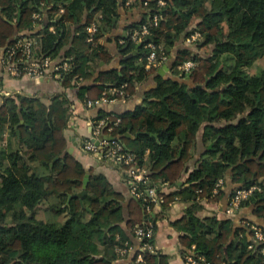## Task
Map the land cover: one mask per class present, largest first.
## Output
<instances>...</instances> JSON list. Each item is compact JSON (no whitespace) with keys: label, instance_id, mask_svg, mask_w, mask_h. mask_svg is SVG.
<instances>
[{"label":"trees","instance_id":"16d2710c","mask_svg":"<svg viewBox=\"0 0 264 264\" xmlns=\"http://www.w3.org/2000/svg\"><path fill=\"white\" fill-rule=\"evenodd\" d=\"M128 1L0 0V58L15 39L37 37L39 56L70 62L71 71L59 82L74 89L83 104L123 85L127 99L138 84L155 75L157 68L146 67L147 43L160 46L168 61L183 35L187 39L199 32L195 47L204 54L178 51L170 67L174 79L156 77L147 107L123 114L99 111L94 119H120L111 137L138 134L121 143L147 172L149 185L154 183L163 196L159 208L166 210L176 199L188 204L184 216L172 224L180 233L183 258L194 247L193 256H203L206 264H264V244L252 241L243 224L255 223L243 220L237 227L231 218L198 216L200 202L219 203L225 196L223 190L212 192L219 179L229 176L235 186L230 197L238 188L260 187L242 207H254V216L263 221L255 225L264 233V69L258 74L247 72L264 56V0H140L146 13L117 39L124 68L100 74L95 81L99 85H86L92 63L105 53L99 42L113 27L119 3L125 6ZM53 2L46 14L47 26L38 35L31 33L41 24L32 15L42 16ZM136 3L139 0L132 4ZM84 9L93 12L74 33L69 32V23L79 19ZM95 13L100 18L94 20ZM92 22L98 31L88 43L86 28ZM143 26L148 35L134 55L140 43L131 35ZM68 41L70 47L63 50ZM187 61L195 67L185 74L178 68ZM67 102L55 96L45 105L40 99L15 95L0 105V135L5 130L10 134L8 141H0V264H169V258L158 251H139L142 263H136L137 250L129 262L116 252L129 246L123 224L134 238L135 228L148 221L156 231L154 206L148 214L143 200L131 197L126 220L122 195L104 177L89 171L86 194L81 199L76 196L87 171L65 151ZM201 129L204 152L190 170L187 164ZM183 174L187 177L179 188L160 193L162 186H174ZM39 212L62 215L66 221L60 226L49 224ZM84 215L88 218L83 221Z\"/></svg>","mask_w":264,"mask_h":264},{"label":"crops","instance_id":"0c3cea01","mask_svg":"<svg viewBox=\"0 0 264 264\" xmlns=\"http://www.w3.org/2000/svg\"><path fill=\"white\" fill-rule=\"evenodd\" d=\"M132 3L133 2L128 1L125 6H123L121 2L119 3L118 17L114 19L113 27L110 29L109 32L103 34V37L99 42L104 48L105 53L102 57H99V59H96L94 63H92L94 64L92 65L93 71L91 72V78L88 82H86V85H99V83L95 81L100 76V74L112 71L120 72L121 69L124 68V65L121 62L122 56L118 48L117 39L124 34V31L128 25L140 21L143 15L146 13V10L143 8V5L140 3V0L139 4ZM52 5H54V2L43 10V15L41 16V24L39 26H36L35 30H33V32L31 33H37V35L40 34V32L44 28L43 26L45 22H47V11L51 8ZM61 11L63 13V10H60V13ZM91 12L93 11L91 10L89 11V13H87V10L84 9L83 15H81L79 19L74 18L73 22L69 23L68 31L74 33V30L85 21L88 15L92 14ZM97 18H100V15H98V13H95V16L93 15V19L95 20ZM92 24L96 23L92 22ZM194 25L195 22L192 24L191 28H193ZM13 26L14 28H16L18 24L15 23ZM28 32L29 31H24L23 34H27ZM187 39L186 36L183 35L177 42L171 54V59H169L161 67L157 68L155 75L150 76L145 81L138 84L135 88L134 93L124 102L117 101L109 104H102L92 109H87L85 105L77 99L76 91L72 88L64 87L60 82L51 79L34 81L24 76L14 77L2 73L0 86V105L2 104L4 98H11L15 95L25 96L29 98H37L40 99L44 104L49 103L51 98L55 96L65 97L69 102L68 105L70 106L67 123L68 128L64 131L66 139L65 151L82 164L84 169L87 171L86 173L89 174V172H91L95 176L104 177V179L111 184L113 189L117 193L122 195V197L124 198V202L122 203V212L124 218L127 220V205L128 202L131 200V196L128 187L124 181V177L121 170L116 166L100 161L94 155L85 153L82 150V143L84 140L91 138V123L99 111L123 114L135 110L138 106L147 107L148 103L151 102L152 99H148L146 97L147 94L157 86L156 77L161 78L163 80L174 79L171 76L170 67L178 51L191 50L192 53H199L201 55L204 54L203 49H197L195 47V44H189L187 42ZM38 44L39 42L37 38V52L39 49ZM70 44L71 42L68 41L67 45L63 47V50L69 48ZM0 136V141H2L3 143L10 139V134L8 130H5ZM137 136L138 134L131 135L130 133H126L120 137H122L121 140L123 141L124 139L132 140L134 139V137ZM201 137L202 129L197 133L195 153L191 161L187 164V168L190 170L202 158L204 148L202 145ZM123 145L126 146L125 143H123ZM186 177L187 174H183V178L178 181L174 186H162L160 191L164 192L165 194L171 193L182 185ZM171 187H175V189L171 190ZM233 188H235V186L231 185L230 177H226L223 186L225 196L221 199L219 203L200 202L203 208L201 211L198 212V216L200 218L211 216H216L218 219L231 218L233 219L234 225L237 227L240 226L243 220L253 222L255 224H262L263 221L254 216V207L252 205L243 206L238 212V214L233 217L228 216L225 213L227 202L230 198V193ZM187 207L188 204H185L179 199H176L169 205L166 210L158 208L155 209L152 214V217L156 219L154 251H158L161 254L166 255L169 258V264H187L186 258L189 255L193 254L192 251L194 250V247L191 248L185 258L182 257L181 245L179 243L180 233L172 226L174 222L184 216ZM123 229H125V234L129 236V247L131 248V253L126 257L121 258L123 259V261L129 262L128 260L138 249L139 243L136 238L129 235L124 224Z\"/></svg>","mask_w":264,"mask_h":264},{"label":"built area","instance_id":"2783aa9c","mask_svg":"<svg viewBox=\"0 0 264 264\" xmlns=\"http://www.w3.org/2000/svg\"><path fill=\"white\" fill-rule=\"evenodd\" d=\"M129 1L133 2L134 0ZM158 4L164 5L161 1H159ZM144 5H146V3ZM32 19L35 22L41 21V15L39 13H34ZM152 22L154 26L157 25V15L152 17ZM34 25L37 24L35 23ZM49 31L53 32V29L49 28ZM86 31L88 33L87 42L92 43L98 31V27L96 24H91L86 28ZM147 35L148 29L143 26L141 30H136L132 33L131 39L141 44L144 42V38ZM199 38V32L194 31L188 37L187 42L192 44ZM36 47L37 37L26 36L15 39L11 45L4 49L3 55L0 58V86L2 73L14 77L24 76L34 81L43 79H51L57 82L63 81L66 74L71 71L70 62L65 59H53L51 57L39 56ZM144 47L148 51L145 57L147 68H159L167 62V56L160 46H156L149 42ZM194 67L195 63L193 61H187L179 66L178 70L187 74ZM125 87L126 85L119 88H110L107 93L105 92L103 94L101 99L95 101L89 100L84 105L87 109H92L102 104H109L117 101L124 102L126 100ZM119 124V118L114 122L110 121L107 116L98 120L94 119L91 123V138L83 141L82 150L85 153L96 156L100 161L118 167L123 174L130 196L138 200L142 199L144 211L150 214L152 212V206L158 209L164 202L163 196L158 194L159 191L154 183L151 184V186L149 185L150 182L146 176L147 172L137 166L136 156L125 150L124 145L118 137L110 136L112 130ZM147 185H149V187H142ZM223 186V179H219L213 189V195L223 190ZM256 192H260V187L257 185H253L249 188L236 189L230 197L229 205L226 207L225 213L231 217L238 214L242 204ZM160 193L162 194L164 192ZM243 224L246 229L252 233V241L259 245L264 244V233L259 226L249 223ZM134 235L139 243L136 263H142L143 256L140 252L148 251L152 253L154 251L155 230L153 224L148 221L144 226L136 227ZM116 252L120 257H126L131 253V248L129 246L124 248L118 247L116 248ZM261 253L264 255V246L261 249ZM205 262L203 256L195 258L193 254H191L186 258L187 264H206Z\"/></svg>","mask_w":264,"mask_h":264},{"label":"rangeland","instance_id":"374dc122","mask_svg":"<svg viewBox=\"0 0 264 264\" xmlns=\"http://www.w3.org/2000/svg\"><path fill=\"white\" fill-rule=\"evenodd\" d=\"M194 44H195V42L191 45H194ZM263 69H264V56H263V58L259 59L256 63H254L251 66V68L247 70V72L250 74H258ZM60 100H64V98H60ZM67 103L69 104V102H67ZM45 105H49V103H45ZM68 115H69V113H68ZM67 128H68V125H67ZM91 135H92V132H91ZM241 208H242V206H241ZM241 208H240V210H241ZM38 216L41 219H43L45 222H47L49 224L56 225V226L63 225L66 221V218H64V216H62V215L45 214L43 212H39ZM87 218H88V216L84 215L83 221L86 220Z\"/></svg>","mask_w":264,"mask_h":264},{"label":"water","instance_id":"95a60500","mask_svg":"<svg viewBox=\"0 0 264 264\" xmlns=\"http://www.w3.org/2000/svg\"><path fill=\"white\" fill-rule=\"evenodd\" d=\"M46 26H47V22H45V24H44L43 27L45 28ZM28 35H29V34H28ZM140 46H141V44H138V45L136 46L135 52L133 53L134 55L137 54V49H138ZM150 137H154V138H156L157 135H156V134H151ZM118 138H119L120 141H122V140H121L122 137H118ZM88 181H89V174L86 173V175H85V177H84V179H83L82 191H81L79 194L76 195L79 199H81V198L86 194V188H87V183H88ZM174 189H175V187H171V190H174Z\"/></svg>","mask_w":264,"mask_h":264}]
</instances>
